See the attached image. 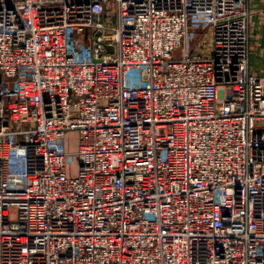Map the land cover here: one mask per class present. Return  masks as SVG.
<instances>
[{"label":"built area","instance_id":"obj_1","mask_svg":"<svg viewBox=\"0 0 264 264\" xmlns=\"http://www.w3.org/2000/svg\"><path fill=\"white\" fill-rule=\"evenodd\" d=\"M249 62L250 0H0V264H264Z\"/></svg>","mask_w":264,"mask_h":264},{"label":"crops","instance_id":"obj_2","mask_svg":"<svg viewBox=\"0 0 264 264\" xmlns=\"http://www.w3.org/2000/svg\"><path fill=\"white\" fill-rule=\"evenodd\" d=\"M249 68L264 78V0H250Z\"/></svg>","mask_w":264,"mask_h":264},{"label":"rangeland","instance_id":"obj_3","mask_svg":"<svg viewBox=\"0 0 264 264\" xmlns=\"http://www.w3.org/2000/svg\"><path fill=\"white\" fill-rule=\"evenodd\" d=\"M198 32H201V33L205 32V34L207 35V36H206V41H207V43L209 44V42H210V37H211V34H210V32H209V28H206V29H204V30H203V29H202V30H199ZM175 57L178 58L177 55H175ZM70 138H71L72 141H74V140L76 139L75 134H72V135L70 136ZM72 167H74V169H77V163L73 164ZM18 177H19V176H18L17 174H15V178H18Z\"/></svg>","mask_w":264,"mask_h":264}]
</instances>
